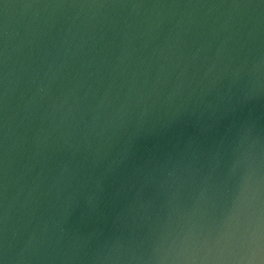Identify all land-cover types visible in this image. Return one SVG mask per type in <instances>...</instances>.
Returning <instances> with one entry per match:
<instances>
[{
	"label": "water",
	"instance_id": "obj_1",
	"mask_svg": "<svg viewBox=\"0 0 264 264\" xmlns=\"http://www.w3.org/2000/svg\"><path fill=\"white\" fill-rule=\"evenodd\" d=\"M0 264H264V0H0Z\"/></svg>",
	"mask_w": 264,
	"mask_h": 264
}]
</instances>
